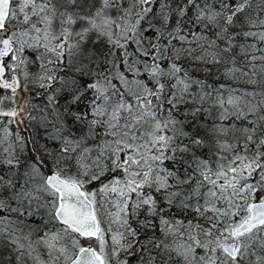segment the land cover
Returning <instances> with one entry per match:
<instances>
[{
  "label": "trees",
  "instance_id": "16d2710c",
  "mask_svg": "<svg viewBox=\"0 0 264 264\" xmlns=\"http://www.w3.org/2000/svg\"><path fill=\"white\" fill-rule=\"evenodd\" d=\"M42 2L45 16L22 26L21 48L11 37L5 74L15 60L18 87L0 86V101L12 97L0 109V264H66L95 243L58 222L41 163L81 181L92 159L121 146L111 119L118 98L134 103V120L163 130L145 188L163 185L152 208L134 197L128 248L108 264H209L219 231L208 223L230 221L213 212L215 175L239 159L264 168V0H85L79 10L78 0ZM16 28L8 20L0 37ZM133 84L150 93L135 99ZM247 234L255 237L244 253L224 264H264V223L239 237L241 247Z\"/></svg>",
  "mask_w": 264,
  "mask_h": 264
},
{
  "label": "rangeland",
  "instance_id": "374dc122",
  "mask_svg": "<svg viewBox=\"0 0 264 264\" xmlns=\"http://www.w3.org/2000/svg\"><path fill=\"white\" fill-rule=\"evenodd\" d=\"M64 1L72 3L76 0ZM45 13L46 6L42 0H11L9 23H11V27L13 25L17 28L10 31V35L16 42H19V48L22 45L21 41L23 42L25 39V37H22L23 31H20L22 26H31L33 28V23L35 22H32V19H43ZM24 33L28 34V31ZM3 37L4 35L0 37V42ZM14 62L15 60L11 62V67L9 66V71L12 72L10 76L15 72L12 66ZM150 64V73L156 74L160 68L159 63L154 61ZM10 76L7 77L9 78ZM149 93L146 89L139 90L134 87V84L131 89V95L133 97L135 95V99L143 95H148ZM11 102L12 97L9 96L4 101V105L10 104ZM122 102L123 99L118 98L117 109L114 108L111 111L112 126L116 127L114 128L116 132L121 134L120 138H118L121 146L111 145L113 149L110 154H106V157L103 156V159H92L86 165L81 181L73 180L82 186L93 203L100 225V236L95 243L91 242V244H93L104 258L105 264H108L107 259L112 260V254L114 255L118 251L117 249L120 250L121 247H123L122 250L128 248V238L133 234V229L130 228L129 214L131 213L134 197L142 196V202H145L149 208H152L154 205L153 198H149L147 195L145 196L143 189L150 179V173L147 168L150 159L153 158V155L161 157L160 152L153 153L156 146H158L159 136L161 134L163 135L161 127H159L157 122H141L139 118H137L139 120H134L135 112L133 111L132 113L134 103ZM138 108L146 113L148 108L146 100ZM136 112L138 113V111ZM237 161L239 163L237 167L241 171H236L237 167L235 166V169H230L229 172H221L214 177L216 179L214 184L217 187L221 186V190H215L220 208L219 206H213V212L220 214V216L228 214L230 221L222 225L219 219L212 218L210 220L211 222L208 223L210 227L208 230L215 231L214 229H218L219 231L216 239L214 238L215 240L209 238L214 241V250L208 252L210 264H224L227 262L225 259L227 257L224 258L226 254L223 251L218 252L215 250V247L217 245L220 247L223 242L233 240L232 228L248 216V207L254 202L257 194L261 195V200H264V187L259 188L258 186V184L264 185L263 166H253L251 163L256 160L242 161L239 159ZM113 167H116V172L110 173L98 181L99 177L112 171ZM117 167H121V169L119 170ZM241 173L248 177L245 178ZM249 174L254 176L257 181L249 180ZM225 184H227V187L224 186ZM135 203L136 201L134 202V206ZM56 207L57 196L55 200ZM61 235L64 236V233H61ZM245 237L247 238L242 247V240L239 239L237 253L240 251L241 254L244 253L246 244L255 235L247 234ZM66 249L67 246L65 243L58 248L61 253H65Z\"/></svg>",
  "mask_w": 264,
  "mask_h": 264
},
{
  "label": "water",
  "instance_id": "95a60500",
  "mask_svg": "<svg viewBox=\"0 0 264 264\" xmlns=\"http://www.w3.org/2000/svg\"><path fill=\"white\" fill-rule=\"evenodd\" d=\"M11 0H0V31L5 30L9 16ZM13 43L7 42L0 47V86L11 90L17 89V79L5 78L4 58L13 52ZM45 182L57 195L55 216L58 222L75 231L85 240L99 238L100 230L92 201L81 185L61 177L55 172H48ZM248 216L232 229L233 241L223 242L222 249L230 257H236L238 237L254 227L264 223V200L253 202L248 207ZM67 264H104L101 254L91 243L84 245Z\"/></svg>",
  "mask_w": 264,
  "mask_h": 264
},
{
  "label": "bare ground",
  "instance_id": "6f19581e",
  "mask_svg": "<svg viewBox=\"0 0 264 264\" xmlns=\"http://www.w3.org/2000/svg\"><path fill=\"white\" fill-rule=\"evenodd\" d=\"M77 2V0L75 1V2H73V3H76ZM82 5H85V0H78V3H76L75 5L76 6H78V10L79 9H82V6H81V4ZM6 30V29H5ZM5 30H3L4 32H5ZM2 31V32H3ZM3 41L1 42V44H0V47H2L3 45H5L7 42H9V43H13V45H14V47H13V52H12V54H9L8 55V57L7 58H4V61H3V63H4V67L6 68V66H5V62H6V60L8 59V58H11L12 56H13V53H14V49H15V47H16V44H15V41L11 38V35H5L4 37H3V39H2ZM11 64L12 63H10V67H11ZM13 69H14V63H13ZM12 69V68H11ZM12 76H14L16 79H17V81H18V77L15 75V74H13ZM8 96V95H7ZM4 97V99H2L1 101H0V109H4L5 108V105H4V101L6 100V98H8V97ZM7 109V108H6ZM25 138H24V141H25V143H27L28 145H29V147L31 148L32 147V144H31V142H29V138L31 137V134H30V132L28 131V132H26L25 133V136H24ZM24 143V145H26ZM41 167L44 169V171L46 172V176H47V174H48V172H52V170H50L48 167H47V164L46 163H41ZM163 167H160L159 165L158 166H156V167H154L153 169H156V170H158V172H159V170H161ZM202 170H203V168H201ZM54 172V171H53ZM158 175V174H157ZM2 178H0V180H1ZM45 179H46V177H45ZM160 181H163V179L161 178L160 179ZM187 182H189V180H187ZM46 183V182H45ZM78 183V182H77ZM79 184V183H78ZM47 185V184H46ZM161 185H163L162 184V182H157L154 186H152V188H144L143 189V194L146 196L147 195V197H149V198H154L155 197V191L157 190V188L159 187V186H161ZM154 188V189H153ZM157 192V191H156ZM142 199V196H138V197H136L135 198V201H136V203H135V205L136 206H138L139 205V201ZM122 248L123 247H121L120 248V250H122ZM118 251H120L119 249H117ZM121 252V251H120ZM224 252V251H223ZM225 253V252H224ZM226 254V253H225ZM227 255V254H226ZM232 258V257H231ZM234 259V258H233ZM210 264V263H209Z\"/></svg>",
  "mask_w": 264,
  "mask_h": 264
}]
</instances>
